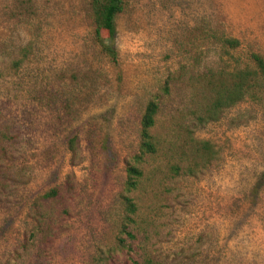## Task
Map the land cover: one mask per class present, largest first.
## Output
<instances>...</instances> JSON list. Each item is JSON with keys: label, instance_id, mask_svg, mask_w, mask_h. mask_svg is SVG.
<instances>
[{"label": "rangeland", "instance_id": "1", "mask_svg": "<svg viewBox=\"0 0 264 264\" xmlns=\"http://www.w3.org/2000/svg\"><path fill=\"white\" fill-rule=\"evenodd\" d=\"M124 1L116 64L90 0H0V264H264V91L205 124L195 91L234 64L217 38L264 56V0ZM152 99L159 150L129 194ZM192 137L217 151L194 175Z\"/></svg>", "mask_w": 264, "mask_h": 264}, {"label": "trees", "instance_id": "2", "mask_svg": "<svg viewBox=\"0 0 264 264\" xmlns=\"http://www.w3.org/2000/svg\"><path fill=\"white\" fill-rule=\"evenodd\" d=\"M90 3L94 21V41L112 62L118 64L120 55L116 45L117 18L125 10V1L90 0ZM103 32H106L107 36H104ZM217 42L221 43L223 54L233 56L235 59L230 69L211 68L198 76L199 79L196 81L198 87H195V91L201 93L202 103L199 106L198 120L202 124L219 119L227 108L247 97L254 98L259 92L264 91V56L252 51L246 60L241 62L233 54L242 45L240 39L219 37ZM159 112L160 102L156 99L150 100L141 119L139 150L133 156V161L127 165L126 192L129 194L138 188L144 175L140 164L148 155L156 154L159 150L158 140L153 133ZM76 142L77 138L73 137L71 145L74 148ZM186 147L192 150L191 157L188 158L190 163L186 168L191 175L206 168L217 156L215 146L209 140L192 137L186 141L184 148ZM57 193V189H53L43 197L51 198ZM123 202L130 215L137 213L138 206L130 195H123ZM130 215L128 219L132 222L133 218ZM126 232L129 233L127 229Z\"/></svg>", "mask_w": 264, "mask_h": 264}]
</instances>
